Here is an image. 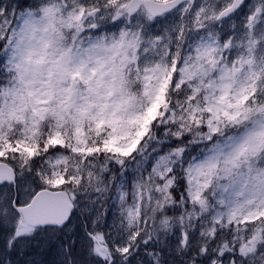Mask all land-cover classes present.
I'll list each match as a JSON object with an SVG mask.
<instances>
[{"label": "snow or ice", "instance_id": "1", "mask_svg": "<svg viewBox=\"0 0 264 264\" xmlns=\"http://www.w3.org/2000/svg\"><path fill=\"white\" fill-rule=\"evenodd\" d=\"M0 264H264V0H0Z\"/></svg>", "mask_w": 264, "mask_h": 264}]
</instances>
